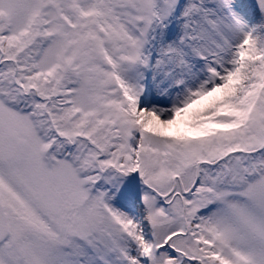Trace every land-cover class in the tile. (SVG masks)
Instances as JSON below:
<instances>
[{
	"label": "snow or ice",
	"instance_id": "obj_1",
	"mask_svg": "<svg viewBox=\"0 0 264 264\" xmlns=\"http://www.w3.org/2000/svg\"><path fill=\"white\" fill-rule=\"evenodd\" d=\"M0 264H264V0H0Z\"/></svg>",
	"mask_w": 264,
	"mask_h": 264
}]
</instances>
